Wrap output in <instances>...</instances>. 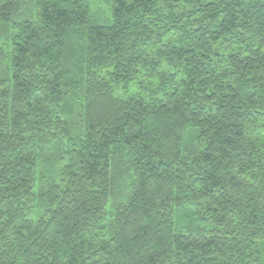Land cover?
<instances>
[{
    "label": "trees",
    "instance_id": "trees-1",
    "mask_svg": "<svg viewBox=\"0 0 264 264\" xmlns=\"http://www.w3.org/2000/svg\"><path fill=\"white\" fill-rule=\"evenodd\" d=\"M104 1L0 0V264H264V0Z\"/></svg>",
    "mask_w": 264,
    "mask_h": 264
},
{
    "label": "rangeland",
    "instance_id": "rangeland-1",
    "mask_svg": "<svg viewBox=\"0 0 264 264\" xmlns=\"http://www.w3.org/2000/svg\"><path fill=\"white\" fill-rule=\"evenodd\" d=\"M90 4L91 2L93 3V5L95 4V10L99 11V9H103L106 10V5H105V1L104 0H89ZM104 111V110H103Z\"/></svg>",
    "mask_w": 264,
    "mask_h": 264
}]
</instances>
